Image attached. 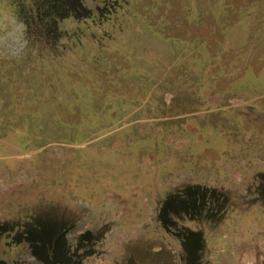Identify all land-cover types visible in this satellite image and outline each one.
Instances as JSON below:
<instances>
[{
	"label": "rangeland",
	"instance_id": "374dc122",
	"mask_svg": "<svg viewBox=\"0 0 264 264\" xmlns=\"http://www.w3.org/2000/svg\"><path fill=\"white\" fill-rule=\"evenodd\" d=\"M101 1L46 41L0 0V264L32 261L21 223L60 220L99 231L84 264H183L156 213L186 184L228 196L182 221L203 259L264 264V0Z\"/></svg>",
	"mask_w": 264,
	"mask_h": 264
},
{
	"label": "trees",
	"instance_id": "16d2710c",
	"mask_svg": "<svg viewBox=\"0 0 264 264\" xmlns=\"http://www.w3.org/2000/svg\"><path fill=\"white\" fill-rule=\"evenodd\" d=\"M16 15L26 34L37 33L48 41L57 39L60 31L57 22L64 17L80 19L90 14L83 0H14ZM99 10L113 7L116 0H102ZM34 32V33H33ZM254 186L255 200L264 205V172L257 174ZM228 205L227 193L215 187L201 184H186L168 193L160 202L156 219L162 229L175 237L181 247L183 264H209L203 259L204 240L199 230H191L182 224L187 220H208L212 225L224 216ZM33 221L27 226L21 223L16 235L27 246L32 261H16L11 264H84L90 256L96 255L98 233L85 230L68 241L63 221L51 229Z\"/></svg>",
	"mask_w": 264,
	"mask_h": 264
}]
</instances>
